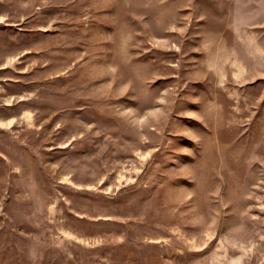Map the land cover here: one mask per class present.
Returning a JSON list of instances; mask_svg holds the SVG:
<instances>
[{
  "label": "rangeland",
  "instance_id": "1",
  "mask_svg": "<svg viewBox=\"0 0 264 264\" xmlns=\"http://www.w3.org/2000/svg\"><path fill=\"white\" fill-rule=\"evenodd\" d=\"M0 264H264V0H0Z\"/></svg>",
  "mask_w": 264,
  "mask_h": 264
}]
</instances>
